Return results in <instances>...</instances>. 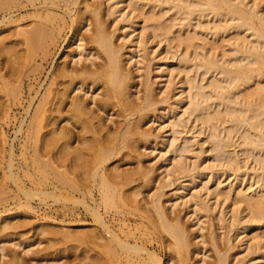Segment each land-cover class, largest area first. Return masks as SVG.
<instances>
[{"label":"bare ground","instance_id":"6f19581e","mask_svg":"<svg viewBox=\"0 0 264 264\" xmlns=\"http://www.w3.org/2000/svg\"><path fill=\"white\" fill-rule=\"evenodd\" d=\"M104 3L108 5L106 11L99 0H0V9H4L0 23L16 24L14 32L0 31V47L14 36L19 38L17 43L25 49L18 55L21 60L34 61L36 72H41L45 61L56 55L66 29L71 32L65 40L64 60L54 65L46 85L36 89L26 109L28 117L22 119L16 130V136L22 134L23 138V162L17 165L14 147L10 148L7 174L18 185L22 195L19 203L30 206L41 195L59 201L60 197L68 198L77 192L81 198L73 196L70 201L84 205L98 224L93 231L88 229L92 234L84 228L88 224H71L80 228H68L65 232L69 241L84 244L83 264H195L193 256L201 252L198 247L202 244L194 247L195 231H190L193 228L186 226L187 222L176 210L181 204L193 206L199 217L192 214L199 220L220 208L216 212L219 225L229 223L228 235H224L227 246L221 248L214 222H210L213 230L209 241L217 253L216 264H230L229 253L234 248L232 238L228 237L231 232L237 237L246 233L254 264H264V0H105ZM106 15L113 17L110 23ZM27 20L31 26L30 22L24 23ZM118 21L131 28L130 40H136L139 52L143 53L137 62L143 61L154 41L158 46H166L164 63L173 67L162 68L161 78L168 76L162 99L158 98L149 69L142 80H145L144 93L136 96L134 72L126 68L127 63L134 61L135 51L122 52L123 45L116 43L118 27L114 30L111 25ZM141 21L144 25L140 27ZM171 59L176 62L170 63ZM100 85H103L102 98L97 100ZM1 92L12 100H20L22 90L4 82ZM73 92L76 94L72 96ZM160 103L164 106L157 117L166 119L162 128L169 131L162 138L161 143L167 147L163 155L173 153L166 158L171 166L165 163V171L168 178L176 172L185 175L184 179L189 177L176 188L170 206L164 199L163 188L172 185L175 176L169 179V184L166 182L147 196L144 189L149 188L156 176L142 163L140 154L153 135L152 129L144 128L143 121L151 111L161 109ZM111 106L117 107L123 118L114 127L107 123L112 117H109ZM9 107L10 104L1 102L0 112ZM63 121L67 122L65 126L61 125ZM195 128L194 135L188 136ZM199 135H204V139L195 152L193 146ZM118 155L120 159L136 158L138 166L124 169L114 162L113 167L105 168V163ZM78 167L81 174H86L85 179L77 173ZM228 171L240 181L248 175L249 186L240 187L232 182L223 185L220 178ZM24 176L29 177L31 185ZM215 176L216 186L211 189L210 182ZM81 178L86 181L91 178L92 182L88 180L91 183L86 186L84 181L83 187ZM210 196L217 197L220 204L210 203ZM230 198L231 221L223 207ZM110 209L118 211L111 218L122 225L106 218ZM129 214H140L142 222H148L144 228L147 231L140 236L135 227L133 231L127 223ZM8 217L2 221L0 264L8 255L11 259L4 264H27L21 251L9 252L4 246L5 236L11 237L18 227L25 226L8 221ZM212 220L215 221L214 217ZM43 232L50 231L43 229ZM153 232L166 252H162L165 259L156 250L158 247L152 245ZM198 233L194 236L198 237ZM18 243L15 245H22ZM81 243H72L76 244L72 248ZM29 249V245L22 248L26 254Z\"/></svg>","mask_w":264,"mask_h":264},{"label":"rangeland","instance_id":"374dc122","mask_svg":"<svg viewBox=\"0 0 264 264\" xmlns=\"http://www.w3.org/2000/svg\"><path fill=\"white\" fill-rule=\"evenodd\" d=\"M99 1L103 2L102 10L106 11L108 8L107 7L108 5H107V3L106 4L104 3L105 0H99ZM3 11H4V9H0V14H3ZM2 16L3 15H0V21L2 20ZM106 18H107V20H106L107 23L108 22L110 23L111 19L113 20V17L110 15H106L105 19ZM29 22L30 21L27 20L24 23L27 24ZM25 24H23V26H25ZM122 25H124V23L121 21H118V22L112 23L111 27L114 30L118 27L117 28V34H116V43L118 45H123L124 49L122 52H127L128 50H134L135 51L134 61H132L131 63H127L126 68L134 72L133 75H135V78H134V81L132 80V83L134 84L133 90L134 91L138 90L137 91L138 93L136 92L137 93L136 96H140L139 94H141V96H142L144 93V90L142 93V88L144 89V86H142V85H144L143 82L145 80L143 82H142V80L146 79L147 71H148L147 69H149L151 72V77L153 78V81H154V87H155L156 93H158V98L162 99L166 95L163 91L165 89V82H166V79L168 76L165 75L163 78H161L160 74L162 72V68H165L166 66L169 65V64L164 63V59H166V57H165L166 56V50H167L166 46H164V44L158 46V45H156V43L154 41L153 43L150 44L149 49L147 50L148 53L145 55L143 61L137 62V58H140L139 55H141L143 53L139 52V47L136 45V40H134V41L130 40L131 33L128 34V32L131 30V28L129 26H125V25L122 27ZM139 25H140V27L143 26L144 22L141 21ZM28 26H29V24H28ZM30 26H31V22H30ZM6 29L8 32L6 31ZM15 29H16V24L6 25L3 23H0V31L4 32V34L9 33V31L14 32ZM69 30L70 29H66V32H65L64 36L62 37L61 46H60L59 50L57 51L56 55L54 53L53 57L51 59H49L48 61H45V63H46L45 67H44V69H42L41 72L35 71V62L34 61L29 60L27 62L25 60V58L21 60V58L18 54L23 53L20 51H24L25 46L21 43L20 44L17 43V41H20L19 38H16L14 36V38L12 37V39L10 40L11 42L7 41L5 43L6 44L5 46L0 47V86L4 82H9L12 86L19 87L22 90L20 100H12L3 92L0 93V95H2L0 97V103L4 101L5 104L6 103L10 104V107L7 110H2V112H0L1 113L0 114V132L3 131L0 134L3 135V133L5 132L4 134L6 137V138H4V135H3V138H2V136L0 135V144H1L0 145V211H1L0 212V232L2 231V229H4V227H3L4 222H2V221L8 216L9 217L11 216L10 218L8 217L9 219L7 218L8 221L10 220L14 223H19V224L23 223L22 225H25V226L17 225V226H20L17 228L18 230L16 229L17 233L13 232L11 234V237H10V235H9V237L5 236L6 238L5 237L3 238V240L5 239L3 241V243H4V246L6 247V250H8L9 252H14V251L17 252V250H18V252L21 251V256L23 255L25 257L27 264H83L82 258L84 257V255H83L84 254V251H83L84 250V248H83L84 244H82L78 240L77 241L72 240L71 238L70 239L72 241H69V238H66L64 236L66 234L65 232H67L68 228H71V230H76V229L80 228L77 226L72 227V226H70L71 224H88L89 226L84 227L86 231L88 229H91V231H93V229H95L98 225L93 214L91 212H89L84 205L74 203V202H72V200L70 201V198L73 196L76 199L81 198V196L77 192H75L74 195L71 194L72 196H69L68 198L66 196H62L63 198L60 197L59 201L54 200V198H52V197L48 198V197L41 195V196L35 197V199L32 201L30 206L21 205L19 202L21 201L20 198L22 197V195L19 194L20 190L18 188V185H17L16 181L9 178L8 174H7V172H8V161L10 158L9 152H10V148L12 146L14 147V150H15V155H16L15 156V159H16L15 162L17 163V165L20 164L21 162H23V160H24V157L22 154L23 148L21 145L22 140H23L22 134L16 136V130L18 129V126H19L20 122L22 121V119L24 117H26V118L28 117V115L26 114V109L30 105L31 98L33 96H35L36 89H39L40 85H42V84L46 85L47 76L52 74L54 65L58 66L59 63H61L62 60H64V52L66 51V49L64 48L65 42H66L65 40L71 35V32ZM83 31H85V29ZM86 32L89 33L88 31H86ZM2 34L3 33H1V35ZM119 34H121V35H119ZM124 36H125V38H124ZM231 36H232V34L227 36V37H231ZM174 62H176V60L171 59L170 63H174ZM169 67L172 68L173 66L169 65ZM178 78H179V76L177 75V79ZM101 87H102V89H100V91H99L100 93L99 92L96 93V96H98V97H96L97 100H100L102 98L101 95L103 92V85L102 86L100 85V88ZM174 92L176 93L177 89ZM75 94L76 93L73 92L72 96ZM173 98H175V97H173ZM138 100H141V98H139ZM172 101H173V99H172ZM92 105H94V104H92ZM94 106L96 107V105H94ZM163 106H164V104H162V103L158 104V107L161 109L157 110L156 112L151 111V113H149V116L146 118L147 120L143 121L144 128H148V130H150V131L152 129L151 132L153 133V135H152L151 139L144 146H142V148L140 150L141 152L140 151L139 152L142 155V163L145 164V167L147 166V168H151L154 172V175L156 176V180L153 181L151 184H149V186H148L149 188L144 189L147 196L151 195L150 191L153 193V191L158 190V188L161 187V185L164 186L166 184H169V182H171L169 180L170 178L177 176V178H176L177 180L175 179V177L172 179V182H173L172 185L166 186L165 188H163L164 199H166V203L168 202V206H170L169 202L171 200H175L174 192L176 191V188H178L180 186V184L182 182H184L185 179H187L188 176H186L184 179L185 175L182 174V176H181V174L179 175V173L176 172L173 175V177L171 175V177L168 178L169 176L167 175V171H165V163L170 164V166H171V163H170L171 161L170 160L166 161V158L172 157L173 153H168V154H166V156L163 155V152L167 151L166 150L167 147L165 144H162L161 142H162L163 135H164L165 131L167 133L168 128H166V129L162 128V126L165 124L166 119L165 118L164 119L163 118L158 119V117H157L158 113L160 111H162ZM110 109L111 110H109V113H110L109 117H111V116L112 117L110 118V120L107 119V121H108L107 123L111 124L114 127V126H116L115 123H117V121L122 120L123 118L118 115L119 111H118L117 107L111 106ZM31 110H30V112H31ZM101 114H103V113H101ZM111 119H114L115 122L114 121L112 122ZM162 123H163V125H162ZM66 124H67L66 121L61 122V125H63V126H65ZM74 130L77 132V131H79V128L76 127ZM196 130H197V128L192 129V131L188 134V136H190V137L193 136L194 132H196ZM199 136H197L198 138L196 137V139H198V140H197V143L193 146V149L195 150V152H197L200 149V147H201L200 143L204 139V135H199ZM74 144L77 146L79 143H78V141H76ZM89 157L92 158V156H89ZM117 158L120 159V156L119 155H118V157L116 156L114 158V160H110V162H108V164L105 163V168H108L109 166L111 167V165L113 167V164H115L114 162L121 165V168H124V169L125 168L126 169H134L138 166V160L134 157H129V156L125 157L124 156V158L120 159V160H118ZM89 163H91V162H89ZM61 169L64 170V168H61ZM76 169L77 170L79 169V172H77V173L81 174L82 171H80V168L78 167ZM76 169H75V171H76ZM90 169H91V166H90ZM89 171L92 172V170H89ZM81 175L82 176H80V177H83L84 179L87 177L86 174L82 173ZM83 175H85L86 177ZM87 175H88V173H87ZM23 178H25L28 185H31L29 177L24 176ZM84 179L81 178V181H80V183H81V185H83V187L85 186V182H86V186H87V182L91 178L90 179L87 178V181ZM220 179L223 181V185H226V184L232 182L233 184H236L237 186L239 185L240 187L246 186V185L249 186V182L251 181L250 177L248 175L243 176L241 181H240V179L237 180V179H235V174H233L230 171L222 174ZM216 181H217V177L215 176V178H213L210 182L211 189H213L216 186ZM91 182H88V185ZM166 182H168V183H166ZM197 184H199V183H197ZM200 186H201V184H199V187ZM37 187H40V185H38ZM147 191H148V193H147ZM57 193H59V192H57ZM64 197H66V198H64ZM209 199H210V203L214 204L215 202L218 201V205L220 204V200H217V197L210 196ZM220 199L223 200L224 198L221 197ZM232 201H233V199L230 198V200H228L226 202V204L224 203V206L222 205L226 209V211L228 212L226 216L228 219L230 218L229 219L230 221L232 219L231 217L233 214V212H232V208H233ZM89 203L94 205L93 201L90 198H89ZM181 205L182 206H178V209L176 207V210L178 211V213H180L179 214V215H181L180 217L184 218L183 219L184 223L186 224V222H187L186 226L189 229L193 228V229H190V231L191 230H193L192 232L195 231V233H193V235H192L194 240H195V243H196L194 247L197 248L198 244L200 242L201 243L199 246H201V244H202L201 247H198L201 249V252L199 254L196 253V256L198 255L197 256L198 260H197V258H194V257H196L195 254L193 256L194 263L195 264H198V263L199 264H205V263L206 264H216L215 259H216L217 253H215L216 250H215V247L212 245V242L209 241V239H211L210 233L212 232V230H213L212 228L214 226L215 234L216 235L219 234L217 236L219 237L220 247L224 248L223 245L227 246V244H224L226 242V239H224V237L226 236V234L228 235V232H229L228 228H227L229 225V223L227 221H229V220L228 219L226 220L227 225L224 224L223 227H221L219 225V221L217 219L219 214L216 213V212L220 211V208H219L218 211L214 210L215 212H213V211L210 212L208 217H205V216L201 217V220L203 221L202 222L201 220H199L200 219V218H198L199 216L195 215L196 213H194L193 206L191 208V206L189 204L188 205L181 204ZM189 207L191 208V210ZM216 207L218 209L219 206H216ZM188 211H189V213H188ZM116 212H118L116 209H110V212L106 213L105 216L108 220H112L111 215H115ZM192 213L198 217H194V215ZM128 216L131 220L130 219L127 220V223L131 224L130 226L133 227V231H135V229H137L135 232L137 234L139 232V234H138L139 236L141 233L143 234L144 231H147L144 228L146 227L148 222L145 221V223H143L142 222L143 220H142L140 214H137V216H135L133 214H129ZM213 217H214L215 221L212 220ZM136 219H138V221H135ZM211 221H212V223L214 222L213 226H212V223H210ZM111 222H114V220H112ZM141 222L143 225L141 224ZM114 223L115 224L119 223L120 225L123 224L120 221L119 222L116 221ZM140 224H141V228H139ZM134 227H135V229H134ZM215 228H217V229H215ZM43 229H47L50 232L44 233ZM197 231L200 233H198ZM258 231H261V230H258ZM87 232L90 234L94 233V232H92V233L89 232V230ZM2 233H4V232H1L0 235H2ZM62 233H63V235H62ZM197 233H198V237H196ZM229 234L230 235L228 237L232 238L231 243L234 245V248L229 253L230 259H228V262L230 264H254V262H255L253 260L254 254L252 253V251L250 252L251 249L248 248V243L246 240L247 237H244L246 233H243L239 237H237L234 232H231ZM194 235H196V236H194ZM63 236H64V238H63ZM152 236L155 237L152 245L155 246V248H156V246L158 247V249L156 248V250L160 251L161 255L165 259L166 258V255H165L166 252L163 251V248L159 243L160 240H159L158 235L153 232ZM220 236H221V238H220ZM228 237H227V239H228ZM8 238H10L11 241L8 240ZM66 240H68V241H66ZM198 240H199V242H198ZM203 241H205V243ZM16 242H19L22 245H15ZM71 242L72 243L77 242V245H79L78 243H81V244L78 247L74 246V248H72V246L76 245V244H72ZM30 244H31V246H30ZM27 245H29L30 249H29V252L26 254L23 252L22 248L24 246H27ZM81 245H83V247ZM155 248H153V249H155ZM162 252H164L165 254ZM203 256L205 258H203ZM10 259H11V257L9 255L5 256L4 258L1 259V263L4 264L5 261H8ZM201 259H204V261ZM198 261H201V262H198ZM258 263H261V262H258Z\"/></svg>","mask_w":264,"mask_h":264}]
</instances>
